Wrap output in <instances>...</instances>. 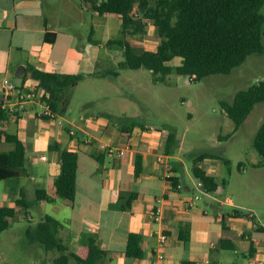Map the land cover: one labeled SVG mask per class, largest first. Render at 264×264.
Masks as SVG:
<instances>
[{"label":"crops","instance_id":"crops-1","mask_svg":"<svg viewBox=\"0 0 264 264\" xmlns=\"http://www.w3.org/2000/svg\"><path fill=\"white\" fill-rule=\"evenodd\" d=\"M84 7L75 0H0V101L4 96L3 78L28 84L31 81L29 72L23 73L29 67L57 73L84 74L83 80L99 76L92 73L101 72L96 68L101 66L100 55H123L120 47L106 45L109 32L116 26L115 21L106 18L112 14L98 15L92 12L95 18L105 19L97 20L88 39L83 41L75 33V11L77 8L82 11ZM113 17L119 19L120 26V16ZM96 32L98 35L94 37ZM45 34L51 39H45ZM21 70L22 73L17 74ZM37 109V105L27 104L17 114L0 119V129L15 133L26 146L32 145L40 152L48 150L52 141L77 151L76 193L73 200L56 198L53 201H30L32 204L50 205V211L45 214L52 215L65 225L70 240L85 243L89 233L96 234L99 246L108 251L106 258L96 264H155L160 253L163 264H221L217 257L211 259L209 256L221 237L229 238L234 243L233 250L242 247L251 256L257 254L255 239L245 236L243 228H252V215H247L249 219H245L241 215H234L233 209L224 210L225 203L236 208L242 205L232 203L229 198L220 199V185L216 191L194 198L199 192L197 179L191 181L190 185L179 177L175 186L167 180L169 176H178L182 161L177 155L166 153V130L159 133L148 130L144 125H120L104 115L109 113L107 111L81 114L78 122L68 119V126L62 127L63 124H58L57 120L37 117ZM84 136H90L91 141L85 142ZM100 141L129 145V149L124 155L108 154L99 148ZM148 147L150 151L146 150ZM39 150H36V154ZM51 151L54 154L46 176L47 187L34 186V194L37 188L54 194L53 180L59 172L60 161L58 152ZM137 154L142 166L138 175L134 174ZM159 154L162 160L157 159ZM43 159L48 158L45 156ZM206 160L201 165L212 173L205 167ZM27 174L26 170L23 171L19 182ZM13 189L6 185L7 193L3 192L1 204H14L17 198L15 189L19 192L18 196L25 194L24 186L17 185ZM157 206L162 207L160 220L150 215ZM223 213H228L225 228L222 226ZM184 224H189L190 235L186 240L178 237ZM130 231L142 234L145 257L124 255ZM161 232L168 236L162 243L159 240ZM245 237L248 244H245ZM54 255L51 251H45L41 261L48 264Z\"/></svg>","mask_w":264,"mask_h":264},{"label":"rangeland","instance_id":"rangeland-1","mask_svg":"<svg viewBox=\"0 0 264 264\" xmlns=\"http://www.w3.org/2000/svg\"><path fill=\"white\" fill-rule=\"evenodd\" d=\"M82 5L81 0H75ZM264 14V4L261 8ZM107 15L109 21H115V28L109 32V38L119 35V19ZM92 11L78 8L75 11V33L81 40L88 39L90 30L97 20ZM146 33L131 36L139 39L147 48H154L159 41L156 29L149 21ZM94 37L98 35L96 32ZM104 38V37H100ZM264 46V36L262 39ZM99 71H117L78 81L77 84L64 90L69 100L68 107L57 117L68 126V119L78 122L81 114H99L107 111L113 121L127 125L135 121L136 125H152L156 129L166 130L173 134L175 143L171 152L177 155L182 163L177 171L178 176L191 185L196 178L192 175L193 156L202 152H213L214 158H208L205 167L216 175L222 187L219 198H229L232 203L241 204V208L224 204L223 209H237L241 216L252 215V228L243 227L244 234L255 239L257 254L250 255L242 247L237 250L216 247L210 251V258L217 257L221 264H264V166H256L261 159L253 146L254 136L264 118V101L257 102L242 124L234 129L233 120L225 113L221 102H231L235 93L260 80L264 81V50L252 53L244 62L234 67L229 73H214L201 79H191L187 75L171 72L163 81L155 82L150 69L120 68L119 62L124 56L114 53L112 56L100 55ZM179 62L174 58L171 63ZM61 127V128H62ZM58 128V127H57ZM65 132V131H64ZM11 143L0 142V151L10 149ZM32 145L27 146L26 176L18 186H24V196L35 200L34 186L47 187L46 176L51 166V150H40L36 154ZM44 154L48 159L42 158ZM228 160V163L225 162ZM7 181L0 180V204L3 203V192H6ZM14 187H12L13 189ZM14 190V189H13ZM16 197H19L15 189ZM13 192V191H10ZM13 204V203H9ZM50 205L33 203L27 209L16 207V214L10 227L0 231V264L3 262L28 263L41 261L45 249L40 243H30L25 236L29 225L37 224L48 213ZM213 212L212 208H209ZM228 215H226L227 217ZM245 244L248 239L245 237ZM114 264V262L102 263Z\"/></svg>","mask_w":264,"mask_h":264},{"label":"trees","instance_id":"trees-1","mask_svg":"<svg viewBox=\"0 0 264 264\" xmlns=\"http://www.w3.org/2000/svg\"><path fill=\"white\" fill-rule=\"evenodd\" d=\"M83 6L98 15H119L121 24L119 35L106 41L108 46L122 49L124 59L119 67L151 70L153 80L163 81L166 74L176 72L190 78L201 79L214 73H229L234 67L244 62L252 53H262L264 46V14L261 8L264 0H81ZM151 21L159 38L154 49H148L139 39H131L136 34L146 33V25ZM135 37V36H134ZM45 39H51L45 34ZM178 57V63L171 61ZM31 79L38 81L43 97L47 99L53 111L62 114L68 107L69 100L64 90L75 85L85 75L66 74L40 70L29 67ZM116 74L117 71L94 72L92 75ZM264 101V81L260 80L246 88L238 90L231 102L222 101L225 113L233 120L237 129L257 102ZM21 110L10 111L0 106V119L15 115ZM104 115L112 118L111 114ZM136 126L135 121L128 124ZM165 151L171 152L175 143L172 133H166ZM253 146L261 159L256 166H264V118L254 136ZM0 141L12 144L6 151H0V180L7 181L10 188L19 183V177L25 171L26 144L15 133L0 129ZM50 150L59 155L60 169L53 180L54 194L50 195L44 188L35 190V201H53L56 198L73 200L76 193V175L78 153L76 150L61 147L58 142L49 143ZM213 152H202L192 159V175L202 183L208 193L216 191L218 180L215 174L209 173L202 161L214 158ZM228 163V160H225ZM142 171L140 155L134 163V174ZM179 176H169L172 185L177 184ZM32 202L20 195L13 205H0V231L7 229L16 214V207L27 209ZM234 215H242L233 209ZM222 215V226L225 218ZM261 228V227H259ZM189 224L179 230V239L189 238ZM25 236L30 243H40L45 251L55 255L48 264H96L106 258L107 252L99 246L98 237L89 233L85 243L69 239L65 225L50 214L35 225L25 229ZM142 234L130 231L127 236L124 255L126 257L143 258L146 250L142 246ZM217 247L235 248L234 243L226 237L218 240ZM252 249V248H251ZM191 264V262H184ZM1 264H38L36 262Z\"/></svg>","mask_w":264,"mask_h":264},{"label":"built area","instance_id":"built-area-1","mask_svg":"<svg viewBox=\"0 0 264 264\" xmlns=\"http://www.w3.org/2000/svg\"><path fill=\"white\" fill-rule=\"evenodd\" d=\"M2 90L4 93L3 99L0 101V106L2 108L8 109L10 111H15L18 109H25L27 104H34L38 106V109L36 110L37 117L57 120L59 114L51 109L49 102L45 97H43L42 89L38 87L37 80L31 79L30 83L27 84L22 82H15L10 78L5 77L2 80ZM57 122L58 124H63L61 119L57 120ZM145 127L148 130L157 131L159 133H164L165 131L162 129H156L152 125H145ZM69 132L71 134L73 133L72 128L69 129ZM83 139L87 143L91 141L90 136H84ZM99 148L108 154L124 155L129 149V145L120 146L100 141ZM146 150L150 151L151 149L148 147ZM42 158H45V156H42ZM157 159L162 160V155L159 154L157 156ZM197 187L199 188V192L194 195V198H200L201 195L206 193V191H204V189L202 188L201 181L199 180H197ZM150 215L155 220H160L162 216V207H155L151 211ZM167 237L168 236L165 233L161 232L159 235L160 242H165L167 240ZM161 260H163V255L160 253L155 264H163L162 262H160Z\"/></svg>","mask_w":264,"mask_h":264},{"label":"water","instance_id":"water-1","mask_svg":"<svg viewBox=\"0 0 264 264\" xmlns=\"http://www.w3.org/2000/svg\"><path fill=\"white\" fill-rule=\"evenodd\" d=\"M23 70V69H22ZM22 70L21 71H19V72H17V74H21L22 73Z\"/></svg>","mask_w":264,"mask_h":264}]
</instances>
